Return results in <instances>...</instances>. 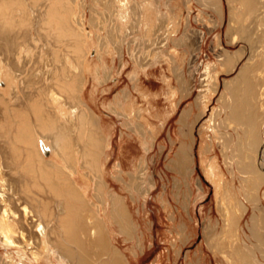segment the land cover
Returning <instances> with one entry per match:
<instances>
[{
	"label": "rangeland",
	"instance_id": "1",
	"mask_svg": "<svg viewBox=\"0 0 264 264\" xmlns=\"http://www.w3.org/2000/svg\"><path fill=\"white\" fill-rule=\"evenodd\" d=\"M232 4L1 0L0 62H20L24 71L18 79L11 73L15 91H9L8 77L0 76V88L7 91L4 97L0 92V191L9 184L14 187L9 201L0 204L17 211L12 225L16 231L23 228L25 238L15 237L27 249L0 239V264H112L116 253L124 264H264V182L257 200L254 194L251 198L245 173L229 159L231 150L239 148L238 135L220 124L226 115L220 99L225 84L257 46L249 31L256 16L246 18L247 30L239 41L229 42ZM67 18L72 29L59 31L60 19ZM223 48L242 51L229 72L221 71ZM63 59L70 73L80 74L77 114L85 112L91 168L77 126L57 118L58 108L69 111L63 85H45L52 62L58 72ZM254 74L258 88H264V65ZM56 93L62 95L59 101ZM33 95L35 102L29 103ZM25 101L27 108L20 113L18 104ZM34 114L52 116L67 126V166L73 178L57 170L66 165L65 159L53 150L43 129L35 127ZM261 130L264 139V124ZM222 137L230 145L227 150ZM26 142L30 151L24 148ZM211 161L219 163L227 183L218 193L206 173ZM68 188L81 196L74 207L85 230L97 218L105 248L85 244L83 251H69L54 230L38 240L33 217L53 228L65 215L61 206L72 203ZM232 215L233 228L227 223ZM254 227H259L258 235ZM85 230L79 238L83 243L91 241ZM238 249L246 257L236 256Z\"/></svg>",
	"mask_w": 264,
	"mask_h": 264
},
{
	"label": "bare ground",
	"instance_id": "2",
	"mask_svg": "<svg viewBox=\"0 0 264 264\" xmlns=\"http://www.w3.org/2000/svg\"><path fill=\"white\" fill-rule=\"evenodd\" d=\"M208 1L211 4H213L215 7H218V0H208ZM232 1H233V4L231 5V9H230V26L226 30V35L229 39V42L235 43L239 41L242 38V34L240 33H242V31L245 32L247 30V26L245 25L246 18L249 16H252V17L256 16V19H254L253 24L249 25V27L254 26V28L252 27L249 28V31L253 32L254 34L253 38L257 41L256 43L257 46L254 45V49H251L248 61L238 70L236 75L232 77L231 79H229L225 84V90L223 91L220 99H221V102L224 103L225 107L222 110L225 111L226 115L224 116V119L220 122V124L226 125L227 128H230L231 131H233L235 134L238 135V139L240 140L239 141L240 145L238 146L239 148L235 147L231 150L232 153L229 156V159L231 163L235 162L236 165H238L239 168L242 170V172L245 173L243 180L249 183L248 185L250 186V190L252 192L251 198H252V195L254 194V199L257 200L256 198H257V195H259L258 191H259L260 185L264 182V139L261 138V135H262L261 129H262V125L264 124V88H258L257 84L254 82L255 81L254 72L256 73V71H258V69L262 65H264V41L262 39V37H264V15H263L264 14V0H232ZM0 10H1V0H0ZM0 16L2 18L4 16V13H2V11L0 12ZM1 25H2V22L0 20V35L4 34V30H3V27H1ZM58 25H59L58 28H60L59 31L65 32V33L69 32V30H71L73 27L69 18H67V20L60 19ZM58 28H57V31H58ZM52 31H55V30L50 28L49 32H52ZM221 52L222 53L219 57L220 64L222 65L221 71L223 72L232 71L233 68H235V62H237L240 59L239 56L242 53V51L231 53L223 48ZM74 55L75 54L72 55L73 61L75 59ZM57 56L58 54L55 53L54 58ZM79 56H80V53L76 54V59H79ZM62 62H63V65L58 70V72H57V68H59V66H56V64L52 62L53 63L52 67L48 70V72H51L50 80L45 85H46V88L49 87L48 89H51L52 87L59 88L57 87L58 85H63L62 88L64 89L66 93L65 96L67 99L65 100V104L66 103L69 104V111H66L63 108H58L57 118L61 120L63 119L67 123L75 124L77 126V128L79 129L78 137L82 140V144H83L84 156L86 157V162L88 163V165H90V168H91L92 163L90 162V157L88 155L89 153H91V151H88L89 150L88 143H90V141L86 140L87 135H86V132H85L86 129L84 126L87 122L85 118V112L82 111V112H79L80 113L79 115L77 114V111H79L78 110L79 109L78 92L79 90H81L80 74H78L77 72L70 73V71H68L69 62H66L65 59H63ZM4 64L5 65H3L2 62H0V76L2 77L7 76L9 91L10 90L15 91L16 90L15 88H17V86H16V81L14 79V76L17 77L18 79L20 75H22L24 69L20 67L21 64L20 62H17V61H13V60L6 61ZM4 66H7L10 72L7 71ZM80 66H81V72H82V65ZM13 72L15 73L14 76L12 75ZM206 80L209 81V75L206 76ZM204 86H208V82ZM60 89H61V86H60ZM0 92L4 97L5 96L4 92H7V91L5 88H0ZM56 94H57V97H55L56 99L55 101H59V99H62L61 94L59 93H56ZM33 97L34 95L32 97L27 98L29 103H31L32 101L35 102L33 100ZM25 102L26 103L22 102L21 104H18V108H19L18 110L20 113L22 111H25L24 110V108L26 107L25 105L28 104L27 101ZM32 111L33 112L35 111V107H34V110ZM203 112H200L197 119H199V116H201ZM90 114H91V118L95 119L93 115V111H91ZM34 115H35V118H34L35 127H38L39 129H43V131L41 130L45 134L43 136L47 137V139H50L52 141L53 150H55L58 155L62 156L63 159H65L66 165H63V166L58 165L57 167L55 165V167L57 168L58 171L62 172L64 176L72 177L73 172L72 170H70L69 165L67 166L68 161H70V157H69L70 148L68 147L70 146V143L67 140V136H68L67 126L64 125V122H61V121L57 123L54 120L55 118L52 116H49V117L45 116L44 118L42 114L40 116L39 115L37 116L36 114ZM25 123L27 124L26 121ZM34 129L36 130V128ZM26 134L27 133H25L24 135ZM222 138H223L222 140L223 148L227 150L230 147V145L227 143V139L225 137H222ZM24 148L27 151H30L32 147L30 148L28 143L26 142ZM1 150L2 149H0V154H2ZM37 153L40 155L39 151H37ZM206 160L208 161V159ZM183 161H184L183 162L184 166H186L188 164V158L185 157ZM47 162L49 163V161ZM207 164H208L206 167L207 176L210 179V181L215 185V192L218 193L220 189H225L227 187L226 181L224 182V179L222 178L223 172L221 171L218 162L211 161ZM53 165L54 164H52V166ZM41 166H43L42 162H41ZM39 172H40V169H39ZM2 187H4V185ZM12 192H14L13 184L12 185L9 184L8 188H6V191L5 190L0 191V200L9 201L10 193ZM66 192L71 197L72 203L66 202V204H63L61 206L62 212L65 209L67 211L65 210V215L59 218V220L55 223L53 228L50 227L51 223L49 221H45L42 218H39V216L36 218L33 217L32 219L33 226L35 227V229L33 230L35 231L38 240L40 239L43 240L44 237L49 235L50 232L54 230L57 233V235H59V238L62 240V243L65 245L64 247H66L69 251L71 249L74 250V248L82 250L86 246L85 244L87 245L93 244V245L102 246L103 248H105L107 245H106V241L104 238V232L102 228L100 227V224L98 223L97 218L96 219L89 218L90 219L89 224L92 225L93 229L91 227L89 231L85 230L84 226L81 224V221L79 220V217L77 216V212H75V207H74V203L79 202V199L81 198V196L76 194L73 189L71 190L69 189ZM118 215L120 217L122 216V211H120V209L118 211ZM13 217H18L17 211L11 208L8 209L7 207H4L2 206V204H0V239L3 241V243L7 245H12V246L20 247L22 249H27L25 248V244L22 242V240H18V238L15 237L17 236V237H20L21 239L22 238L24 239L25 233H24L23 228H19V230L16 231V229L12 225ZM235 218H236L235 215H232L231 220L227 222L228 224L232 225V228L236 222ZM258 228L254 227L255 233L257 235L259 233ZM84 230L86 234L88 233L89 238H91V241H88L87 243H83L79 239ZM78 231L80 233H78ZM29 241H32V240H30L29 238ZM233 246H234V243H233ZM231 247H232V244H231ZM29 248L31 249L33 247L30 246ZM58 249L60 251H63L64 248L60 246L58 247ZM16 252L19 256L21 257L24 256L23 252L19 250H17ZM235 252H236L235 253L236 256H238L240 259L246 257L245 255H247L246 252L245 253L244 251L240 252L239 249ZM111 259H112V264H124L120 256L117 253L114 256H112ZM12 264H15V263L13 262Z\"/></svg>",
	"mask_w": 264,
	"mask_h": 264
}]
</instances>
